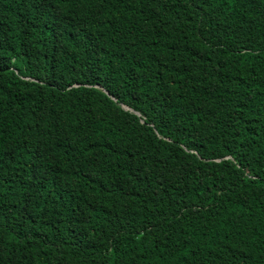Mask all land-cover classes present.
Listing matches in <instances>:
<instances>
[{
	"label": "trees",
	"instance_id": "1",
	"mask_svg": "<svg viewBox=\"0 0 264 264\" xmlns=\"http://www.w3.org/2000/svg\"><path fill=\"white\" fill-rule=\"evenodd\" d=\"M0 264H264V0H0Z\"/></svg>",
	"mask_w": 264,
	"mask_h": 264
}]
</instances>
